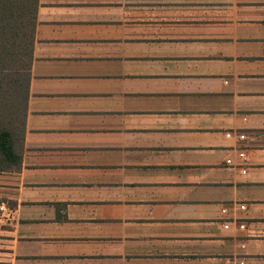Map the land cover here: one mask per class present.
Wrapping results in <instances>:
<instances>
[{"label": "crops", "instance_id": "1", "mask_svg": "<svg viewBox=\"0 0 264 264\" xmlns=\"http://www.w3.org/2000/svg\"><path fill=\"white\" fill-rule=\"evenodd\" d=\"M6 264H264V0H38Z\"/></svg>", "mask_w": 264, "mask_h": 264}, {"label": "trees", "instance_id": "2", "mask_svg": "<svg viewBox=\"0 0 264 264\" xmlns=\"http://www.w3.org/2000/svg\"><path fill=\"white\" fill-rule=\"evenodd\" d=\"M37 5L38 0H0V171L21 162L13 126L19 114L25 117ZM8 91L9 100L4 98Z\"/></svg>", "mask_w": 264, "mask_h": 264}, {"label": "rangeland", "instance_id": "3", "mask_svg": "<svg viewBox=\"0 0 264 264\" xmlns=\"http://www.w3.org/2000/svg\"><path fill=\"white\" fill-rule=\"evenodd\" d=\"M26 31H29V28L26 29ZM23 50H25V49H23ZM10 97H11V92H9V91L6 92L4 95V98L9 100ZM23 118H24L23 114L22 113L19 114V119L15 122V125L13 126V147H14L15 152L18 154H19V150H20V141H21V138L23 135V126H24L22 124ZM6 263L7 262H5V261H0V264H6ZM9 263L12 264L11 262H9Z\"/></svg>", "mask_w": 264, "mask_h": 264}]
</instances>
